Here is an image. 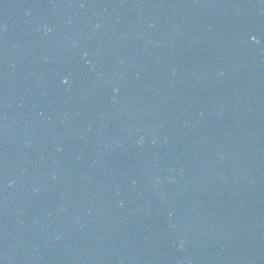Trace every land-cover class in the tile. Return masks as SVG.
<instances>
[{"label":"water","instance_id":"95a60500","mask_svg":"<svg viewBox=\"0 0 264 264\" xmlns=\"http://www.w3.org/2000/svg\"><path fill=\"white\" fill-rule=\"evenodd\" d=\"M0 264H264V0H0Z\"/></svg>","mask_w":264,"mask_h":264}]
</instances>
